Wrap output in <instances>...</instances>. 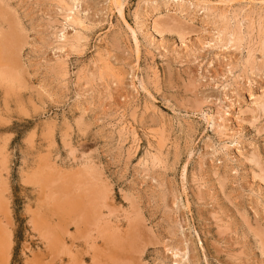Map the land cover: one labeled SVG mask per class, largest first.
Instances as JSON below:
<instances>
[{
    "label": "rangeland",
    "instance_id": "374dc122",
    "mask_svg": "<svg viewBox=\"0 0 264 264\" xmlns=\"http://www.w3.org/2000/svg\"><path fill=\"white\" fill-rule=\"evenodd\" d=\"M77 1L0 0V264H264V0Z\"/></svg>",
    "mask_w": 264,
    "mask_h": 264
},
{
    "label": "bare ground",
    "instance_id": "6f19581e",
    "mask_svg": "<svg viewBox=\"0 0 264 264\" xmlns=\"http://www.w3.org/2000/svg\"><path fill=\"white\" fill-rule=\"evenodd\" d=\"M77 1V0H76ZM172 2H173V4L175 5V7H180L181 5H180V3H182V1H184V0H171ZM189 1V3H190V5L191 6H196V7H201V9H203L204 11L205 10H208V6L209 5H214V6H217V7H221V6H225V7H227V10H228V8H229V10H230V8H232L233 7V4H232V1L233 0H215V1H211V0H188ZM187 1V2H188ZM251 1H253V0H236V4L237 3H245L246 5L247 4H250L251 3ZM73 2L74 1H72V4H73ZM78 2V1H77ZM109 2H110V5L111 6H113L116 10H117V14H119L120 16V18L122 17V20L123 21H126V20H124L123 19V4H124V1L123 0H109ZM186 2V1H185ZM154 3V2H153ZM144 4H145V2H144ZM152 4V3H151ZM187 4V3H186ZM262 4V3H261ZM235 5V4H234ZM73 6H75L74 4H73ZM73 6H71L70 5V8H68V10L66 11V13L67 14H65L64 16H65V20L66 21H72V20H75L74 19V17L76 18V16L77 15H75L74 16V10H73ZM152 6V5H151ZM214 6H212V7H214ZM238 6V5H237ZM255 6V5H254ZM140 7V6H139ZM139 7H137V10H139V12L140 13H142L141 12V8L139 9ZM142 7V6H141ZM148 7H150V6H148ZM153 7V6H152ZM189 7V6H188ZM211 7V8H212ZM223 7H221V8H223ZM240 7V6H239ZM247 7H248V5H247ZM250 7V6H249ZM248 7V8H249ZM66 8V9H67ZM147 8V7H146ZM242 8V7H241ZM148 9V8H147ZM196 9V8H195ZM226 9V8H225ZM233 9V8H232ZM234 9H237V8H234ZM239 9V8H238ZM137 10H135V11H137ZM146 10V9H145ZM149 10V9H148ZM151 10V9H150ZM180 10V8L178 9V11ZM193 10H194V8H193ZM197 10V9H196ZM213 10V9H212ZM211 10V11H212ZM219 10V9H218ZM217 10V11H218ZM221 10V9H220ZM242 10V9H241ZM243 10H244V8H243ZM250 10V9H249ZM76 11H77V6H76ZM75 11V12H76ZM142 11H143V9H142ZM152 11V10H151ZM223 11V10H222ZM231 11V10H230ZM138 12V11H137ZM138 12V13H139ZM224 12V11H223ZM228 12V11H227ZM232 12H233V10H232ZM237 12H238V10H237ZM236 12V13H237ZM243 12V11H242ZM246 12H247V10H246ZM78 13V12H77ZM136 13V12H135ZM149 13H150V11H149ZM149 13H147V14H149ZM240 13H241V11H240ZM204 14H206V13H204ZM218 14H220V13H218L217 12V15ZM228 14V13H227ZM238 14V13H237ZM242 14H244V13H242ZM136 15H139V14H137L136 13ZM135 15V16H136ZM150 15V14H149ZM148 15V16H149ZM222 15H224V14H222ZM248 15V14H247ZM140 16H142V14H140L139 15V17ZM146 16V15H145ZM144 16V17H145ZM219 16V15H218ZM233 16H234V14H233ZM236 16V15H235ZM238 16H239V14H238ZM138 17V16H137ZM143 17V16H142ZM141 17V18H142ZM222 17V16H221ZM220 17V18H221ZM248 17V16H247ZM218 18V17H217ZM232 18V17H231ZM236 18V17H235ZM242 18H243V15H242ZM140 19V18H139ZM223 20V19H222ZM235 20V19H234ZM77 21V20H76ZM75 21V22H76ZM138 21H140V20H137V22ZM145 21H146V19H145ZM258 21V20H257ZM241 22V21H240ZM244 22V21H243ZM242 22V23H243ZM66 23V22H65ZM68 23V22H67ZM73 23V22H72ZM136 23V22H135ZM140 23V22H139ZM137 24V25H140V24ZM152 23V22H151ZM154 23H155V21H154ZM240 24V23H239ZM79 25V24H78ZM124 25H125V22H124ZM126 27H129V29H130V31H131V34H132V38L135 40V42H136V36L135 35H137V34H135V30L133 29V28H131L130 27V25L129 24H127L126 23ZM137 25L135 26V29H136V27H137ZM68 27V26H67ZM80 27V26H79ZM85 27V26H84ZM141 27V26H140ZM154 28V27H153ZM152 28V29H153ZM224 28V27H223ZM248 28V27H247ZM84 29V28H83ZM139 29V28H138ZM138 29H136V30H138ZM142 30V29H141ZM221 30V29H220ZM20 31V30H19ZM67 31V30H66ZM140 31V30H139ZM157 31V30H156ZM230 31H232V29L230 30ZM65 31H63L62 33H61V35H60V37L62 38V39H66V35H65V33H64ZM137 32V31H136ZM221 32V31H220ZM229 32V31H228ZM77 33V32H76ZM139 33V32H138ZM217 33V32H216ZM218 33H219V30H218ZM223 33V32H222ZM221 33V34H222ZM227 33V32H226ZM231 33V32H230ZM233 33L234 34H236V30L235 31H233ZM259 33V32H258ZM58 34V33H57ZM141 34V33H140ZM232 34V33H231ZM231 34H230V37H231ZM229 35V34H228ZM18 36L19 35H17L16 34V30L14 29V27H12V29L10 30V32L9 33H7V34H5L4 36H1L0 37V40L2 41V43H3V45H4V47H6L5 49H6V52L9 50V49H12V47L10 46V44L12 43V41H17L19 38H18ZM82 36V35H81ZM225 36V35H224ZM85 37V36H84ZM216 37V36H215ZM221 37H223V36H221ZM220 37V38H221ZM229 36H228V38H230ZM235 37H237V36H235ZM59 38V37H58ZM217 38V37H216ZM218 38H219V34H218ZM217 38V39H218ZM223 39V38H222ZM235 39V38H234ZM238 39V38H237ZM264 39V38H263ZM82 40V39H81ZM138 40V39H137ZM220 40V39H219ZM224 40V39H223ZM226 40H227V38H226ZM19 42H20V40H18ZM152 41V40H151ZM217 41V40H216ZM225 41V40H224ZM230 41H234L233 40V38H230L229 39V43H230ZM134 42V41H133ZM138 42V41H137ZM219 42H221V41H219ZM223 42V41H222ZM235 42H238V41H235ZM239 43V42H238ZM247 43V42H246ZM16 44V43H15ZM134 44H137V43H134ZM225 45H226V42H225ZM235 45H236V43H235ZM62 48V47H61ZM1 49V48H0ZM3 49V48H2ZM60 49V48H59ZM5 51V50H4ZM61 50H59V52H60ZM262 51V50H261ZM3 52V51H2ZM6 52H5V56H6ZM250 52V51H249ZM61 53H63V52H61ZM59 54V55H57L56 57H58V58H60L61 57V55L62 54ZM1 54H3V53H1ZM7 56H6V58L7 57H10L11 59H12V62H14L15 61V54H13V52L12 53H8L7 52ZM58 54V53H57ZM251 54V53H250ZM249 56V55H248ZM0 57H1V55H0ZM250 57V56H249ZM261 58V57H260ZM7 60H9L8 58H7ZM13 64H15V63H13ZM252 64V63H251ZM12 65V64H11ZM9 68H10V66H9ZM134 69V68H133ZM17 72V71H16ZM5 73V72H4ZM1 74V73H0ZM9 74V73H8ZM17 74V73H16ZM13 75V74H12ZM2 77V76H1ZM4 77V76H3ZM9 79V78H8ZM4 80V79H3ZM20 85V84H19ZM218 105V107H219V109H222L223 110V112H224V114L226 113V110L228 109V108H226L225 110H224V105H222L221 103L219 104H217ZM257 105V104H256ZM228 107V106H227ZM221 113V112H220ZM218 111H217V116H218V118H220V120H222V114H220ZM226 115V114H225ZM205 116V119H206V121L208 122V124L210 123L211 124V126L213 127V126H215L216 125V117H215V115L214 114H210V115H208V114H205L204 115ZM217 126V125H216ZM220 126V125H219ZM219 126H217V128L219 127ZM211 127V128H212ZM94 172V171H93ZM177 253V251H175V254Z\"/></svg>",
    "mask_w": 264,
    "mask_h": 264
}]
</instances>
